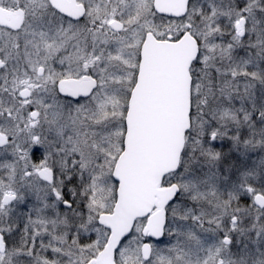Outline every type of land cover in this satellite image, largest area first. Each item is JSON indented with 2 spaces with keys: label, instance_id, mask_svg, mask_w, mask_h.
I'll return each instance as SVG.
<instances>
[{
  "label": "snow or ice",
  "instance_id": "snow-or-ice-1",
  "mask_svg": "<svg viewBox=\"0 0 264 264\" xmlns=\"http://www.w3.org/2000/svg\"><path fill=\"white\" fill-rule=\"evenodd\" d=\"M0 264H264V0H0Z\"/></svg>",
  "mask_w": 264,
  "mask_h": 264
}]
</instances>
